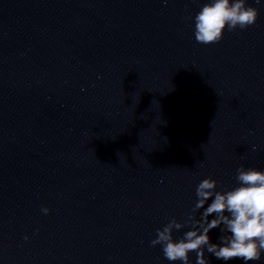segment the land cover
I'll use <instances>...</instances> for the list:
<instances>
[{
  "label": "clouds",
  "instance_id": "1",
  "mask_svg": "<svg viewBox=\"0 0 264 264\" xmlns=\"http://www.w3.org/2000/svg\"><path fill=\"white\" fill-rule=\"evenodd\" d=\"M258 17L259 9L247 5L246 0H207L193 18L195 40L203 45L219 43L225 30H245ZM236 172L238 186L226 191L218 190V181L211 177L201 180L187 218L183 222L172 218L156 229L151 246H160L172 264H190L191 253H196V264H209L205 252L225 264L234 259L244 264L260 261L264 255V170L241 165ZM49 211L42 208L44 214ZM184 228L188 230L174 238L173 232ZM217 228L222 233L218 243L209 235Z\"/></svg>",
  "mask_w": 264,
  "mask_h": 264
}]
</instances>
